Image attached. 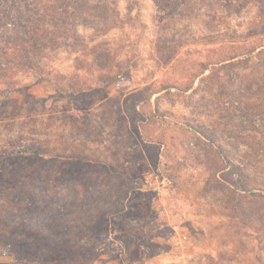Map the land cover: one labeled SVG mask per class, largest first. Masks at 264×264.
<instances>
[{
  "label": "rangeland",
  "instance_id": "374dc122",
  "mask_svg": "<svg viewBox=\"0 0 264 264\" xmlns=\"http://www.w3.org/2000/svg\"><path fill=\"white\" fill-rule=\"evenodd\" d=\"M62 5L0 11V264H264V0Z\"/></svg>",
  "mask_w": 264,
  "mask_h": 264
},
{
  "label": "trees",
  "instance_id": "16d2710c",
  "mask_svg": "<svg viewBox=\"0 0 264 264\" xmlns=\"http://www.w3.org/2000/svg\"><path fill=\"white\" fill-rule=\"evenodd\" d=\"M6 1V6L0 3V11L8 20L15 21L7 20V25H10V28L7 36L3 37L4 43L8 45L12 52V58L16 59L17 62L31 63L32 54L41 49L42 44L49 47L50 42L58 37L60 23H68L70 11L67 7L69 6L66 8V5L55 6V11L52 13V0H34L33 2L31 0H16L22 1L24 3L22 5L14 3L13 0ZM11 8H14L17 14H12ZM34 9L35 11H33ZM61 14L64 15L63 20L59 18ZM15 18H23L26 22L17 21ZM26 50L29 55L22 53Z\"/></svg>",
  "mask_w": 264,
  "mask_h": 264
}]
</instances>
